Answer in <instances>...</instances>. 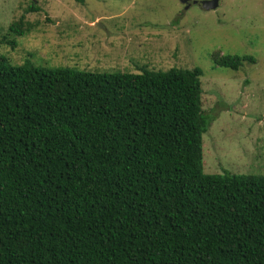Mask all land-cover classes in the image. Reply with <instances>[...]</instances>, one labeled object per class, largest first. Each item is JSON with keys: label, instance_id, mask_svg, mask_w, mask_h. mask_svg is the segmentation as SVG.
Instances as JSON below:
<instances>
[{"label": "trees", "instance_id": "obj_1", "mask_svg": "<svg viewBox=\"0 0 264 264\" xmlns=\"http://www.w3.org/2000/svg\"><path fill=\"white\" fill-rule=\"evenodd\" d=\"M40 11L0 46L15 50ZM1 54L0 264H264V175L204 171L214 118L200 68L101 73Z\"/></svg>", "mask_w": 264, "mask_h": 264}, {"label": "rangeland", "instance_id": "obj_2", "mask_svg": "<svg viewBox=\"0 0 264 264\" xmlns=\"http://www.w3.org/2000/svg\"><path fill=\"white\" fill-rule=\"evenodd\" d=\"M204 1L84 0L76 8L66 0H0V36L31 5L41 9L27 13L35 31L0 54L15 65L30 59L101 73L200 68L203 109L214 118L203 137L205 173L264 175V0H220L214 10ZM215 52L256 62L216 68Z\"/></svg>", "mask_w": 264, "mask_h": 264}, {"label": "water", "instance_id": "obj_3", "mask_svg": "<svg viewBox=\"0 0 264 264\" xmlns=\"http://www.w3.org/2000/svg\"><path fill=\"white\" fill-rule=\"evenodd\" d=\"M182 3H187L188 0H181ZM220 0H210V1H204L202 3L203 7L206 10H214L219 7Z\"/></svg>", "mask_w": 264, "mask_h": 264}]
</instances>
